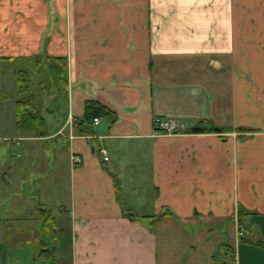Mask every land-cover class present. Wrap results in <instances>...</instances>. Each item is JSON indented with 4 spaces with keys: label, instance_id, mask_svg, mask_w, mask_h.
<instances>
[{
    "label": "crops",
    "instance_id": "obj_1",
    "mask_svg": "<svg viewBox=\"0 0 264 264\" xmlns=\"http://www.w3.org/2000/svg\"><path fill=\"white\" fill-rule=\"evenodd\" d=\"M40 54L68 65L64 110L45 101L42 132L18 128L14 97L17 64ZM8 94L0 160L23 149L36 168L32 199L55 217L53 255L66 221L71 264L264 263V0H0V98ZM87 100L116 120L77 135ZM211 126L231 130L189 131ZM2 193L0 244L9 232L16 246L34 234L22 225L44 223L24 195L5 205Z\"/></svg>",
    "mask_w": 264,
    "mask_h": 264
},
{
    "label": "rangeland",
    "instance_id": "obj_2",
    "mask_svg": "<svg viewBox=\"0 0 264 264\" xmlns=\"http://www.w3.org/2000/svg\"><path fill=\"white\" fill-rule=\"evenodd\" d=\"M17 72L18 69L23 68L24 66L22 63L17 64ZM14 75V72H12ZM10 75V73H9ZM18 76V75H17ZM7 85H10L9 83ZM8 90L10 93L15 92L14 85L8 87ZM53 99L54 101L51 102V108H54L57 114H61L64 110V96L63 92L59 90L52 89L50 91V94H47L45 96V101H49L50 99ZM4 99V103L7 105L8 113L10 112L11 104L14 103L15 105V99L11 94H8L7 97L0 98ZM46 111L43 110V114H45ZM12 143V142H9ZM19 148V146H18ZM5 160H7V157ZM11 161L15 162V167L13 170L15 171H9V166L11 164ZM0 162L3 163V165H0V192H3L1 197L5 200V205H8L10 203V200L8 202V198H15L17 194L24 195L23 203L28 206L29 210H32L35 212L36 217L41 216L40 212H37V205L36 197L33 200L34 194H36L32 173L36 170V168H32L29 163L26 164V158L25 153L23 149L11 150L9 152V158L7 166H5V163L0 160ZM41 164V161H40ZM7 180V181H5ZM10 180V183H9ZM27 183V185L24 186V188H21V182L24 181ZM20 190L21 191L20 193ZM34 192V193H33ZM43 202V201H42ZM52 208V207H51ZM55 216L57 218L64 217L57 211V207L52 208ZM8 212V210H5L4 213ZM65 218L60 219L64 220ZM64 230L63 233L60 235L58 239L59 244V253L58 255H53V253H49L48 251L44 252L43 249H50L53 250L54 248V240H55V234L52 235V233H47L45 230L43 224L39 222V219H36V221L33 224L29 225H22V227H28L31 226L29 229L34 230V234L32 235V238L30 235H27L28 238L26 240H22L21 237L19 239L20 242H17L18 245L15 246V243H12L10 240L9 232L6 234H3V242L0 244V264H71L72 263V230L71 225L68 222L62 223ZM245 224H249L248 221ZM245 225V227H247ZM187 224L185 225V227ZM262 226V235L264 236V223L261 224ZM190 227V226H189ZM188 227V228H189ZM28 229V230H29ZM259 243L257 245H260L261 249H264V237L259 238ZM264 256V255H263ZM260 256H257L255 262L253 261L252 264H259L261 262ZM264 264V263H263Z\"/></svg>",
    "mask_w": 264,
    "mask_h": 264
},
{
    "label": "trees",
    "instance_id": "obj_3",
    "mask_svg": "<svg viewBox=\"0 0 264 264\" xmlns=\"http://www.w3.org/2000/svg\"><path fill=\"white\" fill-rule=\"evenodd\" d=\"M31 67L18 69L16 79V116L17 126L20 129H29L42 132L45 124L43 110L45 108V96L52 89L64 92L68 87V65L64 57L50 55H36L30 58ZM5 97V95H2ZM109 116L113 122L115 113L97 100H87L84 113L74 120V129L77 135H91L93 133V121L95 118ZM227 132V127L211 126L210 128L193 127L190 132ZM245 128H237V131H245ZM242 214L245 210L242 209ZM131 219H138V215L132 211L126 214ZM41 218L47 233H53L56 227L55 217L49 209L41 207ZM53 253V250L43 249Z\"/></svg>",
    "mask_w": 264,
    "mask_h": 264
},
{
    "label": "built area",
    "instance_id": "obj_4",
    "mask_svg": "<svg viewBox=\"0 0 264 264\" xmlns=\"http://www.w3.org/2000/svg\"><path fill=\"white\" fill-rule=\"evenodd\" d=\"M100 122V118H95L94 121H93V124H99ZM155 127L160 130V131H163V132H166V133H175V131L177 130V126L175 124V122H173L172 120L170 119H166V118H157L155 120ZM100 152L104 155V159L106 161L109 160V155H108V152L105 148L101 147L100 148ZM72 161L74 163H80L82 161L81 157L79 156H76V155H73L72 156ZM239 234L240 235H243L244 234V229L243 228H240L239 230Z\"/></svg>",
    "mask_w": 264,
    "mask_h": 264
}]
</instances>
